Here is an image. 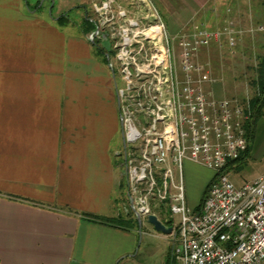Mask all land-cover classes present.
<instances>
[{
  "label": "built area",
  "instance_id": "obj_1",
  "mask_svg": "<svg viewBox=\"0 0 264 264\" xmlns=\"http://www.w3.org/2000/svg\"><path fill=\"white\" fill-rule=\"evenodd\" d=\"M129 3L130 10L116 0H92L88 21L94 27L87 35L98 47L107 40L109 51L103 53L115 56L108 68L121 125L129 213L136 221L153 215L162 223L153 208L172 194L179 223L162 224L170 229L179 264H263L264 176L236 187L225 173L247 149L248 115L236 101L208 98L201 82L208 81V72L194 60L211 43L219 46L223 40L222 45L233 47L232 32L193 24L172 38L154 6V17H147L140 3ZM183 161L214 173L197 211L185 204ZM173 169L175 183L166 184ZM165 185H175V192L166 193ZM139 194H146V201H139Z\"/></svg>",
  "mask_w": 264,
  "mask_h": 264
},
{
  "label": "crops",
  "instance_id": "obj_2",
  "mask_svg": "<svg viewBox=\"0 0 264 264\" xmlns=\"http://www.w3.org/2000/svg\"><path fill=\"white\" fill-rule=\"evenodd\" d=\"M218 7L209 9L217 23L197 24L209 31L225 28L231 19ZM3 21L26 31L55 30L35 19ZM14 36L0 39V76L12 78L0 84V264H124L135 246L133 230L84 216H115L122 192L107 72L91 57L85 35L70 44L74 65L63 72L37 58L34 46L42 40ZM55 76L60 81L53 82ZM261 128L264 107L253 141Z\"/></svg>",
  "mask_w": 264,
  "mask_h": 264
},
{
  "label": "rangeland",
  "instance_id": "obj_3",
  "mask_svg": "<svg viewBox=\"0 0 264 264\" xmlns=\"http://www.w3.org/2000/svg\"><path fill=\"white\" fill-rule=\"evenodd\" d=\"M131 1V0H129ZM128 0H116L123 8L130 10ZM156 9L161 21L165 24L167 33L176 38L180 34L187 33L193 24L205 22L210 25L217 23L218 17L210 16L209 9L219 6L218 12L225 14L227 26L235 39L233 47L228 48L211 43L207 48L196 54L195 62L208 72V81H202V86L209 99L236 101L249 117V103L257 95V68L264 57V7L262 0H150ZM92 0H0V39L5 41L14 39L19 35L42 40L35 43L36 56L50 61L54 67L62 68V72L73 67L70 61V44L84 40L94 25L88 21ZM67 3V4H66ZM4 5L16 7V11L4 8ZM58 8H61L58 10ZM13 12V13H11ZM15 12V13H14ZM218 13V14H219ZM143 14H145L143 12ZM92 15H90L91 17ZM222 16V15H221ZM222 16V17H224ZM64 17L62 23L58 19ZM5 18L11 19H35L50 26L55 30L45 33L38 29L30 28L27 31L23 27H10ZM222 19V18H221ZM149 21V20H147ZM234 21V22H233ZM57 22V23H56ZM236 22V23H235ZM233 23L236 30H233ZM249 24L255 26V32L249 31ZM220 31V30H216ZM28 32V33H27ZM29 37V36H28ZM81 43V41H79ZM91 57L100 64L107 72L109 85L114 93L115 115L117 132L114 136V146L117 154L116 167L122 172L120 179L121 194L117 195L119 208L117 214L126 216L129 220L132 215L128 211V202L125 200V170L123 168L122 153L123 142L115 87L112 74L108 68L109 61L115 63V56L108 58L103 53V48L86 41ZM226 48V49H225ZM105 51V50H104ZM110 65V64H109ZM74 67L78 68V65ZM52 69V68H51ZM5 72L10 73L9 68ZM10 76H0V84H11ZM51 79V78H50ZM53 82L60 81L57 76ZM57 79V80H56ZM117 86L120 85L116 75ZM64 84V82L62 83ZM248 120V118H247ZM245 131V127H244ZM176 171L173 176L176 179ZM214 173L207 168L188 161L182 163V186L186 206L194 210L203 195V191L212 181ZM230 182L236 187L264 176V128H261L253 141L251 153L240 168L227 171ZM120 192V191H119ZM163 224L170 221L173 226L179 223V216L172 215L169 206L162 203L153 208ZM115 214V216L117 215ZM135 246L128 262L124 264H165L170 256L174 264H179L172 254V243L168 235L157 232L146 220L141 221V226L133 228ZM264 264V263H263Z\"/></svg>",
  "mask_w": 264,
  "mask_h": 264
},
{
  "label": "trees",
  "instance_id": "obj_4",
  "mask_svg": "<svg viewBox=\"0 0 264 264\" xmlns=\"http://www.w3.org/2000/svg\"><path fill=\"white\" fill-rule=\"evenodd\" d=\"M263 2V7H264V0ZM64 17H60L58 19V23H62ZM257 80H256V85H257V95L254 99H252L249 103V117L248 120L245 122L244 127H245V138H246V143H247V149L246 151L242 154V156L234 163H232L229 167L231 170H235L236 168H240L241 163L243 164L245 162V159L247 158L248 152H249V147L253 141L254 137V127L256 121L263 116V107H264V57L261 59L259 62L258 68H257ZM227 173V171L225 172ZM209 185L205 188L203 191V195L201 197V200L198 204V206L194 210H199V207L201 206L204 197L208 191ZM85 217L89 218L90 220L106 225L109 227L113 228H118L121 230L125 231H130L133 230V228L137 227L138 222L131 218L130 220L121 214H118L113 217H105V216H95V215H89V214H84ZM165 264H174L173 259L168 256L166 259Z\"/></svg>",
  "mask_w": 264,
  "mask_h": 264
},
{
  "label": "bare ground",
  "instance_id": "obj_5",
  "mask_svg": "<svg viewBox=\"0 0 264 264\" xmlns=\"http://www.w3.org/2000/svg\"><path fill=\"white\" fill-rule=\"evenodd\" d=\"M136 3H140V10L147 14V17H154L153 5L149 2H144V0H134ZM175 183V178L173 175H166V184ZM166 193L175 192V185H165ZM139 201H146V194H139ZM167 202L169 206V211L172 215H175V197L172 194H165V203ZM167 223H171L167 221ZM168 235V234H166Z\"/></svg>",
  "mask_w": 264,
  "mask_h": 264
},
{
  "label": "water",
  "instance_id": "obj_6",
  "mask_svg": "<svg viewBox=\"0 0 264 264\" xmlns=\"http://www.w3.org/2000/svg\"><path fill=\"white\" fill-rule=\"evenodd\" d=\"M101 47L106 51L108 52L109 51V43L107 40H103L101 42ZM138 226L140 227L141 226V220L138 219ZM147 222L148 224H150L157 232H161L163 234H168L170 232V229L169 228H165V226L159 222L155 216L153 215H150L148 216L147 218Z\"/></svg>",
  "mask_w": 264,
  "mask_h": 264
}]
</instances>
